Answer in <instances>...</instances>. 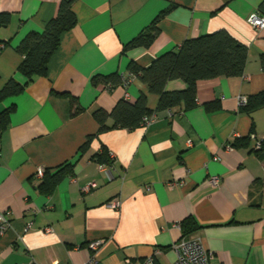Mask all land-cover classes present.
Listing matches in <instances>:
<instances>
[{
  "label": "crops",
  "instance_id": "1",
  "mask_svg": "<svg viewBox=\"0 0 264 264\" xmlns=\"http://www.w3.org/2000/svg\"><path fill=\"white\" fill-rule=\"evenodd\" d=\"M59 1L0 0L8 16L0 24V88L11 77L25 81L17 47L44 28ZM257 9L264 11V0H73L76 23L62 33L46 75L0 100V112L13 106L0 133V210L10 220L0 235V264H82L94 240L102 241L103 264L155 248L158 263L169 264L187 217L199 228L186 236L212 251L211 264H264V157L252 150V135L264 140V107L248 114L238 100L264 90V29L246 21ZM160 13L148 47L123 49ZM221 29L247 47L241 76L200 79L193 107L154 111L150 124L134 129L98 132L95 110L109 111L121 98L134 102L141 92L155 110L158 97L133 75L110 89L93 84L94 75L129 73L131 60L146 67L184 39ZM184 87L181 79L166 84ZM71 97L83 107L75 116ZM88 135L89 147L80 150ZM246 136L248 146H232ZM103 148L113 156L111 169L96 158ZM65 163L70 171L50 191L40 189L36 169L53 172ZM112 200L117 208L109 207Z\"/></svg>",
  "mask_w": 264,
  "mask_h": 264
},
{
  "label": "trees",
  "instance_id": "2",
  "mask_svg": "<svg viewBox=\"0 0 264 264\" xmlns=\"http://www.w3.org/2000/svg\"><path fill=\"white\" fill-rule=\"evenodd\" d=\"M72 2L73 0H60L56 14L46 22L44 28L40 31H30L20 41L17 50L23 58L17 67V71L25 77V81L19 82L13 77L8 79L0 88V100L19 94L36 77L46 75L47 64L59 45L62 33L71 29L76 23ZM162 14H158L152 23L128 41L123 49L137 46L148 47L158 34L156 24ZM7 21L8 16L0 13V24ZM246 59L247 47L226 30L221 29L198 37L184 39L177 49L160 54L146 67L131 60L127 65V71L143 82L149 93L157 95L156 108L152 110L148 107L147 95L143 92L138 95L134 102L121 98L115 102L111 110L97 109L93 112V117L99 124L98 132L101 133L113 128H137L143 125L145 118L151 116L154 111L174 107H180L183 110L189 109L195 105L198 80L221 76H241L244 72ZM172 79L183 80L184 89L167 90L166 84ZM99 82L110 84L113 88L121 83L120 73L94 75L92 83ZM70 101L73 107L71 115L75 116L83 110V107L75 97H71ZM261 107H264V90L247 96V102L241 110L250 114ZM12 109L13 106H9L0 112V133L7 127L9 113ZM92 138L93 135H88L79 149L88 148ZM249 141V136L235 138L232 146L236 148L245 147L248 146ZM252 150L264 157V140H261L259 149H254L253 146ZM96 158L100 164L110 161L105 148ZM70 168L71 165L65 163L53 172L44 169L40 189L50 191L63 175L70 171ZM180 226L182 236H186L199 228L192 217L185 218Z\"/></svg>",
  "mask_w": 264,
  "mask_h": 264
},
{
  "label": "built area",
  "instance_id": "3",
  "mask_svg": "<svg viewBox=\"0 0 264 264\" xmlns=\"http://www.w3.org/2000/svg\"><path fill=\"white\" fill-rule=\"evenodd\" d=\"M247 23L253 27L255 30L264 29V12L259 9L252 11L246 18ZM132 75L130 73H120V85L126 86ZM104 87L107 89L111 88L110 84H104ZM239 104L244 106L247 102V97L240 95L238 97ZM169 115L172 114L171 109H167ZM152 121V116L145 118L143 125H148ZM254 138V149H259L261 145V140L255 139V135H252ZM189 146L192 145L191 141H188ZM217 159V157H214ZM109 162L101 164V167L111 169L113 165V156H109ZM44 169L38 167L35 171L37 176H42ZM212 184L217 183L216 177H211L209 180ZM89 186H94V183H91L84 187L83 190L89 188ZM118 200H112L108 205L112 208H117L119 206ZM37 209L33 210V213H36ZM32 220H29L25 223V230H28L32 227ZM10 226V220L6 217L5 213L0 210V235H2ZM45 230L50 232L51 227H45ZM101 240H94L89 242V248L91 249V255L82 263V264H103L99 257L97 256V250L101 244ZM172 250L174 251L175 258L169 264H211L210 260L213 257L212 251L205 247L198 237L191 236H181L176 242L171 245ZM161 254V250L155 248L151 254L144 257H126L122 260L120 264H159L157 257ZM27 264H38L35 261L31 260Z\"/></svg>",
  "mask_w": 264,
  "mask_h": 264
}]
</instances>
